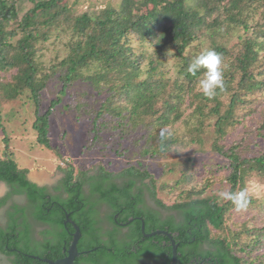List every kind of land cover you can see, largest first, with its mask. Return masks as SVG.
I'll return each mask as SVG.
<instances>
[{
    "label": "trees",
    "instance_id": "16d2710c",
    "mask_svg": "<svg viewBox=\"0 0 264 264\" xmlns=\"http://www.w3.org/2000/svg\"><path fill=\"white\" fill-rule=\"evenodd\" d=\"M61 1L0 0V110L14 101L22 109L30 108L40 147L52 149V120L57 122L66 110L75 118L87 113L79 99L82 94L70 104L63 98L82 77L81 70L94 67L89 79L96 87L110 84L113 92L95 111L94 134L104 115L119 118L128 108L132 125L149 129L146 137L158 141V147L145 153L181 144L202 154L211 134L210 151L226 160L215 169L227 171V191L244 189L252 176L264 183V151L248 157L238 152V140L224 144L242 123V112L259 113L256 131H264V0H121L117 9L108 7L98 14L78 13L76 2L68 6ZM62 27L70 30L68 52L56 66L44 69L36 57L39 43ZM235 34L236 45L222 43ZM168 48L178 62L173 78L159 71V57ZM206 50L222 59L224 88L211 99L198 89L204 69L195 76L186 71ZM53 82L59 85L55 98L49 96ZM14 115L10 109L5 116L8 120ZM178 123L182 129L174 130ZM123 127L115 123L113 129L122 133ZM6 135L0 182L9 191L0 199V208L12 196L25 199V206L10 208L6 226L0 227V254L10 264H45L40 259L65 257L63 249L74 233L64 224L66 216L80 232L79 256L73 264H172V243L177 245V264L264 263V222L230 226L226 215L235 207L215 191L205 192L209 184L182 190L179 182L163 183L157 190L151 175L139 168L114 173L101 166L82 172L71 163L59 168L63 177L53 187H39L6 150ZM56 154L59 158L61 153ZM184 181L182 174L180 182ZM159 191L170 192L173 200L164 202ZM248 198L249 210L263 218L264 199ZM142 223L144 233L167 231L173 242L163 234L144 237ZM256 251L259 254L252 258Z\"/></svg>",
    "mask_w": 264,
    "mask_h": 264
},
{
    "label": "rangeland",
    "instance_id": "374dc122",
    "mask_svg": "<svg viewBox=\"0 0 264 264\" xmlns=\"http://www.w3.org/2000/svg\"><path fill=\"white\" fill-rule=\"evenodd\" d=\"M121 0H62V4L72 5L77 3V12H91L98 14L100 11L111 7L117 9ZM60 30H53L51 37L47 42L39 43L40 51L36 54L38 63L44 68L56 66L63 60L68 52L67 33L69 29L62 27ZM240 34V33H236ZM229 35L222 39L227 47H232L238 43L237 35ZM137 46L136 44H133ZM206 49V42L203 46ZM151 51H148L146 57H149ZM162 52H160V55ZM163 65L159 66V71L164 72L167 78H173L178 70V62L174 56V51L168 48L159 57ZM147 61L142 64V70L145 71ZM96 71L94 67L84 68L81 70V75L74 83H72L67 90V96L63 98L64 104L69 103L76 97L82 101V105H86L84 111L79 112L80 116L73 117L71 112L64 113L63 117L58 118L57 122L51 121V128L49 132V139L51 141V150L40 147L35 140L36 131L32 124L34 121L33 112L27 107L24 109L18 107V102L2 107L0 110L1 124L0 127V158L4 157L3 148L5 144L2 138L9 139L7 151L12 154L20 169H27V175L35 182L41 185L51 186L57 183L63 177V173L59 168H65L67 164L75 166V169H80L82 172H92L103 166L107 170L117 173L129 168H139L151 175L155 180L156 189H160L161 184L175 186L179 182L178 187L182 190H189L195 187L197 190L200 187L209 184L205 192L219 193L227 191L228 184H225L226 172L216 171L215 166L226 162L217 153L210 151L211 141L210 136H207V142L204 141L206 152L199 154L195 153L192 146L185 147L179 144L177 147H172L168 151L151 152L148 151L150 147H158V141L149 140L146 134L149 129L135 127L129 120V112L123 111L122 117L112 119L108 115H104L97 122V132L94 134L93 122L95 118V111L99 108L101 103L108 97L112 96L113 92L110 90V84L99 83L98 87L89 79ZM146 75H142L140 79H144ZM113 77H115L113 75ZM57 78V77H56ZM59 85L57 88L53 82L50 85L53 93H50L51 98H55ZM67 109L66 107H64ZM125 106L121 107V111ZM184 108V107H183ZM15 113L14 119H8L5 115L9 110ZM191 111V109H190ZM188 111L185 113L187 114ZM74 114V113H72ZM260 120V115L256 111L242 112V123L233 130L230 136L225 137L224 144L231 145L233 140H238V152H243L248 157L256 156L264 151V131L257 129V124ZM115 123H121L124 127V132L120 133L113 129ZM181 128L180 124L174 126V130ZM182 129V128H181ZM211 129V128H210ZM151 132V131H150ZM160 133V132H159ZM159 133H154L156 136ZM179 135V131H177ZM96 136V137H95ZM250 145V149L248 148ZM5 150V151H6ZM54 150L56 152L54 153ZM245 150H247L245 152ZM61 153L60 157L57 156ZM243 154V155H244ZM185 174V181L180 182L181 175ZM27 177V176H26ZM151 179H147L149 182ZM255 179H247L244 182V189L248 192V197L256 199H264V183ZM9 189L6 184L0 182V199L4 198ZM176 194V192H175ZM159 197L166 203L173 200V195L170 192H160ZM24 197L22 200L19 197L12 196L0 208V227H5L7 224V213L13 205L25 206ZM230 226L232 224H241L243 222H254L263 225V218L258 217L257 211H251L247 207L245 210L236 211L231 209L227 215ZM42 225L38 229H42ZM264 248L262 249V252ZM259 254L256 251L252 258ZM0 264H10L5 256L0 254ZM264 264V263H263Z\"/></svg>",
    "mask_w": 264,
    "mask_h": 264
},
{
    "label": "clouds",
    "instance_id": "9594fccd",
    "mask_svg": "<svg viewBox=\"0 0 264 264\" xmlns=\"http://www.w3.org/2000/svg\"><path fill=\"white\" fill-rule=\"evenodd\" d=\"M222 59L218 53L213 50H206L195 56L189 63L186 71L192 75L200 69H204L202 78L198 80V89L209 99L217 94V89L223 90V71ZM221 200L230 201L236 211L245 210L249 204L248 192L241 189L235 192L221 191L218 193Z\"/></svg>",
    "mask_w": 264,
    "mask_h": 264
},
{
    "label": "water",
    "instance_id": "95a60500",
    "mask_svg": "<svg viewBox=\"0 0 264 264\" xmlns=\"http://www.w3.org/2000/svg\"><path fill=\"white\" fill-rule=\"evenodd\" d=\"M27 179L29 181H32L28 175H27ZM40 186H42V185H40ZM64 224H70L74 229V233L71 234L72 235V241H71L69 247L67 249H65V248L63 249V251L66 252V256L61 258V259H57L55 261H52L49 259H40L43 263H45V264H73L76 257L79 256V253L77 251V243H78L79 238H80L79 228L77 227V225H75V223L73 221H71L69 219L68 216H66V221L64 222ZM141 231H142L144 237H151L154 235L163 234V235L167 236L173 242L171 235L167 231H155V232L146 234V233H144V224L143 223L141 226ZM30 257L37 258L35 256H30ZM172 264H177V245H175L174 243H172Z\"/></svg>",
    "mask_w": 264,
    "mask_h": 264
},
{
    "label": "crops",
    "instance_id": "0c3cea01",
    "mask_svg": "<svg viewBox=\"0 0 264 264\" xmlns=\"http://www.w3.org/2000/svg\"><path fill=\"white\" fill-rule=\"evenodd\" d=\"M31 180H32V179H31ZM30 182H32V183H34V184L38 185L39 187H43V185H42V186H40L41 184H40V183H38V182H35V180H32V181H30ZM2 184H4V183H2Z\"/></svg>",
    "mask_w": 264,
    "mask_h": 264
},
{
    "label": "flooded vegetation",
    "instance_id": "af4514ba",
    "mask_svg": "<svg viewBox=\"0 0 264 264\" xmlns=\"http://www.w3.org/2000/svg\"><path fill=\"white\" fill-rule=\"evenodd\" d=\"M54 184H51V186H49V187H53ZM43 186H47V185H43ZM15 197H18V196H15ZM19 199L22 200L23 198L19 197Z\"/></svg>",
    "mask_w": 264,
    "mask_h": 264
}]
</instances>
